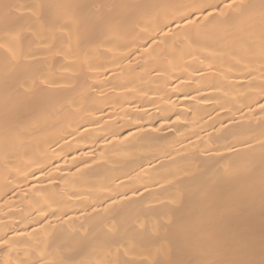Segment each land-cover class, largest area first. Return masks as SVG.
Masks as SVG:
<instances>
[{
	"label": "bare ground",
	"instance_id": "1",
	"mask_svg": "<svg viewBox=\"0 0 264 264\" xmlns=\"http://www.w3.org/2000/svg\"><path fill=\"white\" fill-rule=\"evenodd\" d=\"M230 3L0 0V264H264V0Z\"/></svg>",
	"mask_w": 264,
	"mask_h": 264
},
{
	"label": "snow or ice",
	"instance_id": "2",
	"mask_svg": "<svg viewBox=\"0 0 264 264\" xmlns=\"http://www.w3.org/2000/svg\"><path fill=\"white\" fill-rule=\"evenodd\" d=\"M237 2V0H231V3L227 5V7H231L232 4H235ZM195 7V6H194ZM208 15H211V13H208ZM69 264H71V262H69ZM125 264H127V262H125Z\"/></svg>",
	"mask_w": 264,
	"mask_h": 264
}]
</instances>
